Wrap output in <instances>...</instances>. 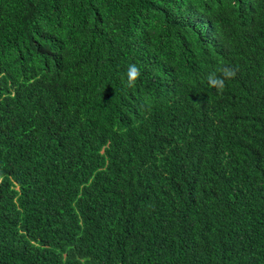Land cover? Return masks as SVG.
Returning a JSON list of instances; mask_svg holds the SVG:
<instances>
[{
	"label": "trees",
	"instance_id": "16d2710c",
	"mask_svg": "<svg viewBox=\"0 0 264 264\" xmlns=\"http://www.w3.org/2000/svg\"><path fill=\"white\" fill-rule=\"evenodd\" d=\"M83 256L264 264V0H0V264Z\"/></svg>",
	"mask_w": 264,
	"mask_h": 264
},
{
	"label": "clouds",
	"instance_id": "9594fccd",
	"mask_svg": "<svg viewBox=\"0 0 264 264\" xmlns=\"http://www.w3.org/2000/svg\"><path fill=\"white\" fill-rule=\"evenodd\" d=\"M127 82L129 85L134 84L136 78L140 75V69L135 64H130L127 69ZM235 76V71L228 67H222L216 72L209 74L207 78L208 86L216 90H223L228 79ZM80 264H89L91 260L88 256L80 257Z\"/></svg>",
	"mask_w": 264,
	"mask_h": 264
}]
</instances>
